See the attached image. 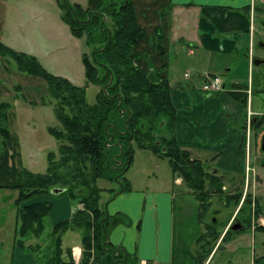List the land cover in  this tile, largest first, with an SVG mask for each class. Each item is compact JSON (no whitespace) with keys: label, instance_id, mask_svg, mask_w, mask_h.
Masks as SVG:
<instances>
[{"label":"crops","instance_id":"obj_1","mask_svg":"<svg viewBox=\"0 0 264 264\" xmlns=\"http://www.w3.org/2000/svg\"><path fill=\"white\" fill-rule=\"evenodd\" d=\"M28 1L30 7L24 10L34 16L36 1ZM68 1L92 11L102 5V0ZM132 2L136 22L144 31L143 38L132 48L134 62L151 79L156 74L168 78L170 99L176 109L173 134L177 144L187 150L191 158L201 161L210 171L224 178L221 179L224 189L234 184L235 175L239 174L244 179L247 153L241 144L246 134L243 130L244 117L250 108L247 106L249 99L247 101L246 90L249 88L251 94L254 89L264 91V72L252 70L253 75L248 77L246 84V81L237 80V70L246 67L250 74V62L259 65L255 63L257 59L253 53L254 39L258 33L254 24L256 20L264 22V0ZM26 15L22 11L11 10L8 0H0V41L16 51L35 56L45 65L42 56L48 59V53L39 54L36 47L37 31L31 29L32 16ZM258 47L263 48L264 44H258ZM1 63L0 99L11 95V88L24 90L28 101L37 99L39 85L31 77L19 78L16 70L10 72L7 65ZM182 67L183 79L178 80L176 68ZM204 73L234 78L231 88L227 89L224 81V88L220 92L203 91L201 75ZM196 76L200 86L195 85ZM16 78L18 82L13 80ZM40 87L42 92H46V83ZM13 116L14 113L8 110V123ZM1 143L0 188L15 191L14 204L18 192L12 186L21 182L22 169H15L10 161L13 156L11 145L3 141ZM147 179L139 187L129 183V189L124 191L105 188L111 192V196L101 208L106 215L120 213L125 217L124 221L109 228L108 241L111 247L120 248L137 264L140 260H146L148 264H198L195 242L202 233V227L198 221V202L193 192L172 172L170 180L163 182L152 183ZM51 195L39 198L51 203L47 215L50 227L70 217L78 207L66 194L60 192L56 197ZM24 246L29 245L24 242ZM61 247L62 257L68 259L70 256L77 264L81 256L80 232L71 229L65 231ZM17 253L27 258V254L22 251ZM100 264H117L116 256L108 252L101 257Z\"/></svg>","mask_w":264,"mask_h":264},{"label":"trees","instance_id":"obj_2","mask_svg":"<svg viewBox=\"0 0 264 264\" xmlns=\"http://www.w3.org/2000/svg\"><path fill=\"white\" fill-rule=\"evenodd\" d=\"M60 7L61 19L70 33L75 37L85 34L86 44L91 47L89 53L82 54L84 85L77 86L52 74L35 56L0 41L1 57L12 59L19 72L45 81L46 94L61 126L49 129L60 144L57 153H47L46 170L32 172L22 168L21 182L12 186L18 192L14 200L18 219L16 245L38 250L39 243L25 247L24 242L30 237L45 236L49 243L44 248L50 253L46 264H75L70 256L62 257L61 242L65 231L78 230L81 256L77 264H100L108 252L116 256L117 264H125L128 255L111 247L108 241L109 228L125 217L120 213L106 215L101 208L99 201L105 189L97 185L99 179L120 184L117 190L129 189V183H122L120 178L133 162L135 148L148 150L165 158L171 172L193 192L198 202V221L202 223L210 195L222 192V178L177 144L173 134L176 109L170 99L168 78L156 74L151 79L135 64L132 48L143 38L144 31L136 22L132 0H102L101 7L93 11L66 0ZM89 84L99 87L92 104L85 97ZM9 108L8 102H0L3 142L10 137ZM244 142L245 139L242 146ZM56 188L78 207L46 232L45 218L51 203L39 198L51 195ZM35 197L39 198L32 200ZM205 226L206 233H201L195 242V247L200 248V252L195 249L198 264H203L218 236L213 224Z\"/></svg>","mask_w":264,"mask_h":264},{"label":"rangeland","instance_id":"obj_3","mask_svg":"<svg viewBox=\"0 0 264 264\" xmlns=\"http://www.w3.org/2000/svg\"><path fill=\"white\" fill-rule=\"evenodd\" d=\"M35 1L36 14L34 16L29 15V12L27 11L30 7L28 0H8V5L11 10L15 9L19 12L22 11V14L25 15L26 13L27 17L32 16L30 24L31 29L37 31L36 47L38 52L39 54L48 53V59H44L42 56V60L45 63V65H42L52 74L65 77L77 86L84 85L85 78L82 54L84 52L89 53L91 50V47L86 44L85 34L79 37L72 36L65 23L61 20L62 9L60 4L65 0ZM254 27L256 32H258L254 39V58L257 60H263L264 47H258V44H264V22L256 20ZM251 59L252 57H250V60ZM0 62H2L1 64L3 66L7 65L8 71L12 72V70H16L19 78L23 76L31 77V79L39 85L38 87L36 86L38 88L36 94L37 99H31L28 101L29 99L24 93V90L11 88V95L2 97L0 101L8 102L11 107L8 110L14 113L12 121H9V123L7 121L9 133H12L13 138L11 136L9 137L8 142H4L11 145V154L13 155L10 157L11 163L14 164L15 169L19 167L20 169L26 168L32 172H44L47 167V153L49 151L57 153L60 144V141L50 133L49 129L52 127H61L56 120L52 100L46 92H42V88L40 87L42 83L45 84V82L38 76L19 72L16 68L15 62L10 58L6 61V59L0 56ZM256 69L264 72V62L259 65H251L250 74L246 67L239 68L237 70L239 73L237 80L240 82L246 81L247 84L248 77H252L253 75L252 70L255 72ZM183 71V67L176 68V78L178 80L183 79ZM189 75L192 76V73H189ZM194 75H196V73ZM222 77L226 82L227 89H230L231 82L234 78L225 75ZM13 80L18 82L17 78ZM194 81L195 85H198L200 82L197 79V76L194 78ZM16 84L19 86V83ZM198 86H200V84ZM98 90L99 87L93 84H89L86 87L85 97L89 104L94 103L95 95ZM32 96H34V94H32ZM247 101L249 102V105L247 102V106L251 108H249L251 114L250 117H248L246 112L243 124V130L246 133L244 147L246 148L247 153V163L245 164V173L243 175L244 179H241V175L239 174L235 175L236 177L234 176L233 178V181H235L233 182L234 184L224 189L222 195L218 197L214 193L210 195L207 200L210 202V205L205 214H203V220L201 223L202 233H206L205 225L212 224V219L214 217L216 222L214 228L216 233H218V236L215 241H212L213 247L210 253L204 258L203 264H229L233 259L240 264H243L244 262L245 252H243V249L240 247L243 244V240L240 237L241 235L230 233L226 238H223V240L220 241L224 230L232 218V213L234 214L236 212L240 204L239 201L241 200L240 196V199H238L239 201H230L228 205L222 207L220 201L226 199L225 196L227 193H232L234 191L237 192L239 189H243V194L248 176V191L257 192L258 188H261L258 193H262L263 198L261 199L264 201V185H258L259 183L264 182L262 178L264 177V151L261 150V140L264 135V91L254 89L250 96L247 94ZM259 120L260 123L258 124ZM247 133H249L248 138ZM2 147L3 144L0 140V148ZM13 151L14 153H12ZM247 164L252 169L246 174V167H248ZM206 169L209 170L208 167H206ZM221 174L224 175V173ZM227 175L229 174H225L224 176ZM146 178H149L147 180H150L152 183L163 182L166 179L170 180L171 169L165 158H158L148 150L135 148L133 162L125 172L124 177H121L120 180L124 184L127 181L132 184V186L139 187L143 185ZM222 180H224V178H222ZM242 180L244 185L242 184ZM97 185L104 189L110 187L117 189L120 187V184L104 179H99ZM240 192H238V194L242 195ZM14 194L15 191L12 189L0 188V264H31L34 262L36 264H46L47 256L48 254L50 256V253H47L46 248H44L45 245L49 243L45 236H41L39 239L36 237H30L25 240L26 245L39 243L40 249L38 250L31 251L26 248L21 250L18 248L19 246L16 245L17 238L15 230L18 225V219L16 208L13 204ZM55 195L56 194H52L51 197H56ZM108 196H111L110 191H102L100 198V206L102 208L107 201ZM38 198L39 197H35L32 200ZM217 210L219 212H217ZM48 219L49 218H45L46 232L48 231V228H50V221ZM14 247H16L15 252L13 251ZM195 249L200 252L199 246H196ZM12 251L14 252L13 255H11L13 253ZM17 251H22L23 254H27V258H23V255H19ZM29 255H32L33 258ZM31 258L34 262H32ZM125 264L137 263L131 261L129 258Z\"/></svg>","mask_w":264,"mask_h":264},{"label":"flooded vegetation","instance_id":"obj_4","mask_svg":"<svg viewBox=\"0 0 264 264\" xmlns=\"http://www.w3.org/2000/svg\"><path fill=\"white\" fill-rule=\"evenodd\" d=\"M262 143V140H261ZM262 150V149H261ZM264 151V150H262ZM248 166V164H247ZM251 167H246V174L251 170ZM249 175V174H248ZM264 180V177H262ZM255 179V177H254ZM248 176L247 182L245 184V191L242 194L243 189L239 191H234L232 193H227V195L238 196V192L242 195L241 200L236 212L232 213V218L226 229L222 234V238H226L230 233L239 234L243 240V244L240 246L245 252V258L243 264H264V201L262 193H258L261 188H258V191H248ZM244 185V182H242ZM258 185H264V182L259 183ZM222 192H215V195L218 197L223 193V186L221 187ZM239 197H234V199H225L221 200V206L228 205L230 201H235ZM216 212V210H215ZM217 212H219L217 210ZM213 225L215 226V218L213 217ZM236 259V258H235ZM229 264H240L234 259Z\"/></svg>","mask_w":264,"mask_h":264},{"label":"built area","instance_id":"obj_5","mask_svg":"<svg viewBox=\"0 0 264 264\" xmlns=\"http://www.w3.org/2000/svg\"><path fill=\"white\" fill-rule=\"evenodd\" d=\"M250 65H252L251 62H250ZM201 78H202L201 89L205 92H209V93L220 92L224 88V80L220 74L204 73L203 75H201ZM246 92L250 96L249 88H247ZM250 114H251V111L248 108L247 116L250 117ZM248 122H249V118H248ZM248 137H249V133H247V138ZM138 264H148V262L146 260H140Z\"/></svg>","mask_w":264,"mask_h":264},{"label":"water","instance_id":"obj_6","mask_svg":"<svg viewBox=\"0 0 264 264\" xmlns=\"http://www.w3.org/2000/svg\"><path fill=\"white\" fill-rule=\"evenodd\" d=\"M262 62H264V59H263V60H256V61H255L256 64H260V63H262ZM261 149L264 150V135L262 136ZM61 191H62L61 189L56 188V189H53V190H52V194H58V193H60Z\"/></svg>","mask_w":264,"mask_h":264}]
</instances>
